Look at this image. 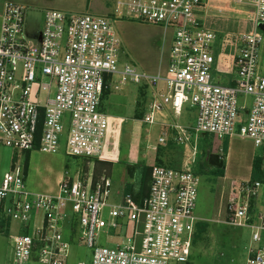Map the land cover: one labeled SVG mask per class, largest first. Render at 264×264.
<instances>
[{"label": "built area", "instance_id": "1", "mask_svg": "<svg viewBox=\"0 0 264 264\" xmlns=\"http://www.w3.org/2000/svg\"><path fill=\"white\" fill-rule=\"evenodd\" d=\"M232 2L253 12L246 21L249 30L240 32L226 84L219 78L218 31L201 17L208 0H113L105 16L45 10L32 40L24 34L26 8L3 4L0 151L62 152L91 166L111 162V117L100 111V104L104 92L124 83L151 91L140 120L147 126L165 110L178 116L185 106L195 109L194 127L171 126L175 145H187L193 131L220 144L225 138L249 140L264 151V74L258 55L264 0ZM122 20L169 31L164 70L150 74L119 64L116 23ZM166 138L163 134L158 143ZM11 161L9 171L0 173V234L8 233L10 264H67L72 244L65 227L72 229L78 246L91 250L90 264L188 263L198 224L193 215L198 175L152 165L147 193L136 203L122 193L111 201V181L104 173L84 178L66 173L57 195L31 194L23 168L18 160L13 163L14 156ZM220 192L227 212L223 223L250 230L245 264H264V202L259 213L253 211V201L262 192L264 198V183L230 181L221 184ZM12 224L15 233H10Z\"/></svg>", "mask_w": 264, "mask_h": 264}, {"label": "rangeland", "instance_id": "2", "mask_svg": "<svg viewBox=\"0 0 264 264\" xmlns=\"http://www.w3.org/2000/svg\"><path fill=\"white\" fill-rule=\"evenodd\" d=\"M208 2L209 9L201 17L204 18V24L218 31V43L216 44L217 57L218 66L222 72V76L219 78L223 79L222 83L225 84L231 80V70L229 69L231 59L235 53L237 40L241 35L240 32L246 29V27V30H249L246 21L248 15L252 14L253 9L249 6L234 5L232 0H208ZM4 3H15L26 8L24 34L28 40L34 39L39 32L42 26L43 11L46 9H55L75 14L83 13L82 8L86 5L85 0H0V10ZM102 5L103 12H111V0H103ZM116 28L120 34L122 46L119 64L134 65L137 69L150 74L165 69L168 59L169 31H164L160 27L128 20L117 22ZM259 33L263 38L258 52L259 70L264 74V22L259 26ZM114 85L118 86V84ZM110 93L105 100H103L104 98L101 99L100 111L102 113H122L121 115H124L120 110L128 102L127 99L136 95L135 101L131 100L132 104L128 105L127 111L131 110L130 113L128 112V118L124 117L119 162L110 165L94 162L93 166H91L81 159L67 157L62 152L60 154L64 158L67 173L71 176L78 175L84 178L87 173H91L94 177L103 173L108 176L111 181L113 198H110V200L114 201L116 194H125V184L127 182L126 164L136 163L134 160L139 159V152L144 156L146 153L150 154L147 150H151L156 155L160 151H164L165 148H158L161 145L156 146V148H152L151 146L148 148L146 146L145 141L155 143L161 134L158 132L156 126H147L140 122L147 104V97L142 89L138 85L124 83L116 90L111 89ZM194 112L195 109L188 107L180 117L179 123L194 127L196 120V113L193 118ZM190 136L186 149L189 167L185 168V170L199 177L193 215L198 220V223H204L206 227L199 234L192 246L187 264H245V247L249 242L250 230L245 227L237 228L223 223L227 214L225 193L221 195L220 192L223 181L220 180L221 176L219 174L223 173V169H212L208 164L206 165L208 158L202 157L203 152L211 145V142L208 143L209 138L206 137L207 135L195 134L191 131ZM229 143V146L220 144L218 146L220 150L216 151V154L221 156L223 163L228 168L225 186L232 180L243 181L249 179L246 163L251 156L254 155L256 158L262 159L263 164L261 163V166L263 167L264 165V151L262 148L254 147L251 141L234 138ZM190 146L194 148L192 147V149ZM228 153L230 155L229 162L226 159ZM16 154L8 149L0 151V173L9 171L12 163L11 157L14 156L13 163L18 160V165L23 168L26 186V164L29 154ZM201 160L204 162L203 166H201ZM141 163L144 162L142 161ZM261 181L264 183V171ZM263 202L262 192V197L253 201V211L255 214L259 213L260 209L262 210L261 205H263ZM16 230L17 226L12 224L10 233H15ZM110 234L113 236V232H110ZM64 235L66 238H70L72 244L67 264H75L77 262L90 264L91 250L78 246L71 228ZM99 239V245L103 246L106 244L104 236L100 235ZM107 241L111 244L117 242L113 238H108ZM10 251L8 233L4 232L0 234V264H10Z\"/></svg>", "mask_w": 264, "mask_h": 264}, {"label": "crops", "instance_id": "3", "mask_svg": "<svg viewBox=\"0 0 264 264\" xmlns=\"http://www.w3.org/2000/svg\"><path fill=\"white\" fill-rule=\"evenodd\" d=\"M102 1L103 0H85L86 5L82 8L83 13L93 12L90 14L102 15V16L109 15L111 12L110 13H108V11L103 12L104 9H103V5H102ZM112 2H113V0H111V8H112ZM46 10H50V9H46ZM101 12H103V13H101ZM229 69L231 70V66L229 67ZM120 86L121 85H118L115 88V86L113 85V87L111 89L116 90ZM139 88H141L142 91L145 93V96L147 97V103H149L151 100V97H152L151 91L149 89H145L144 87L139 86ZM111 89L107 93V96L104 97L103 100H105L111 94L110 93ZM135 98H136V95H134L130 99H127L128 102L122 107V110H120L123 112L124 115H121L122 113L119 114V113H104L103 112L104 114L111 117V125H110V137H111L110 139L111 140L110 141H111V144L113 145V151H112V159L113 160L111 162L99 161V162H97L98 164L110 165V164H114V163L119 162L121 134L123 131L124 117L129 116L128 112L130 113L131 110L127 111L128 105L130 103L132 104L131 100L134 102ZM146 106H147V104H146ZM187 108L188 107L185 106L184 109L182 110L181 114L178 116H174V115L170 114L167 110L163 111V113H158L156 115V123L154 124V126L157 127L158 132L161 134L158 137V139L160 137H162L163 134H166L167 138H166L164 144H159L158 139H157V142H155V143H149V142L145 141L146 146H148V148L150 146L152 148H156V146L161 145L158 148H160V149L165 148V149H164V151H160L156 155L151 150H147V152H149L150 154H148V153L144 154L143 153L144 156L142 155L141 152H139L138 153L139 159L134 160V162H140V161L142 162L143 161L144 164L148 167H151L152 165H160V166H164V167L182 169V170H185V168L189 167L188 166L189 165L188 164L189 159L186 158L187 145H183V146L175 145V143L172 141V137H171V134H173V131L171 129L172 125L177 124V125H180L184 128H190L189 125H182L183 123L182 124L179 123L180 117L182 116V114L185 112V110ZM194 117H195V112L193 113V118ZM206 137L209 138L210 141L208 140V143L211 142V145H210V147L208 146L206 148V150L203 152L202 157H205V159H207L209 157V155L216 154V151L220 150L218 147L220 145V143L218 141H216L215 138H213L212 136H209V135H207ZM189 140H190V138H189ZM229 142H230V140L225 138V139H223L222 144L223 145L226 144V146H229L230 145ZM192 147L193 146H190V148H192ZM60 153L61 152L53 153V154H44L41 152H32L28 155L27 171H26V189L28 192H30L31 194H35V195H48V196H55L58 194L59 184L64 179L65 174L67 173L64 158H63L62 154H60ZM217 155H219V154H217ZM220 158H221V156H220ZM254 158L260 159L258 157L256 158L253 155L250 157L249 161L246 163V167L248 169L249 179L251 178V171H252V165L254 162ZM226 159L228 160V162L230 161L229 153L227 154ZM147 160H148V162H147ZM260 160H261V163L263 164L262 159H260ZM207 164H208V159H207L206 165ZM203 165H204V162L201 160V166H203ZM208 166H210L212 169L219 170L218 168H215L209 164H208ZM263 167H264V165H263ZM263 167L262 166L260 167V171L262 173L264 171ZM222 169H223V173L221 175L220 180L223 181L222 183H225V181L227 180L226 173L228 172L227 165L225 166V164L223 163ZM232 181H235V180H232ZM239 181H241V180H239ZM67 230H68V228L65 227V232Z\"/></svg>", "mask_w": 264, "mask_h": 264}, {"label": "trees", "instance_id": "4", "mask_svg": "<svg viewBox=\"0 0 264 264\" xmlns=\"http://www.w3.org/2000/svg\"><path fill=\"white\" fill-rule=\"evenodd\" d=\"M108 92H104L102 99L107 96ZM27 165V164H26ZM261 160L255 159L252 165L251 181H261L263 173L260 171ZM220 170V169H219ZM222 170V168H221ZM149 171L150 167L144 163L136 162L126 164L127 182L125 184V194H129L133 197L136 203L146 195L149 185ZM220 176L222 174H219ZM206 224L198 223L195 228V234L193 237V245L196 242L199 234L205 229Z\"/></svg>", "mask_w": 264, "mask_h": 264}, {"label": "water", "instance_id": "5", "mask_svg": "<svg viewBox=\"0 0 264 264\" xmlns=\"http://www.w3.org/2000/svg\"><path fill=\"white\" fill-rule=\"evenodd\" d=\"M208 164L215 167V168H222L223 161L221 160L220 156L217 154H211L208 157Z\"/></svg>", "mask_w": 264, "mask_h": 264}]
</instances>
